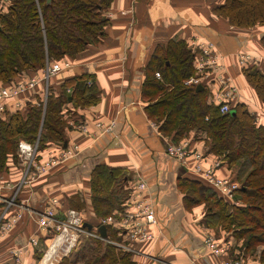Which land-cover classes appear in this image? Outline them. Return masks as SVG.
<instances>
[{"label":"trees","instance_id":"obj_1","mask_svg":"<svg viewBox=\"0 0 264 264\" xmlns=\"http://www.w3.org/2000/svg\"><path fill=\"white\" fill-rule=\"evenodd\" d=\"M113 2L0 1V87L15 86L34 75H41L48 64H74L87 58L90 50L107 36L106 26L111 22L108 13ZM216 13L235 27L264 26V0H225L216 8ZM261 42L264 45V35ZM195 58L190 39L171 38L154 47L142 84L145 110L163 136L174 142L185 139L192 144L203 142V149H194L202 151L207 158L205 164L220 161L219 170L226 167L227 175L219 173L242 184L238 190L242 203L235 205L192 173L180 177L177 182L188 207L204 205L202 222L227 246L228 258L238 257L236 254L241 251L243 257L239 258L243 264V258L249 253L254 259L256 257L253 264H264V120L258 119L249 104L239 99L231 103L229 112L222 113L215 100V83L211 81L200 88L186 85L185 80L195 74ZM239 67V73L256 90L264 105V59ZM157 72L161 77L156 76ZM96 77L90 72L51 77L46 106L43 105L44 83L30 90L20 106L16 105L20 97H11L5 102L6 108L0 113V176L5 174L8 180L21 176L22 165L17 151L22 140L34 143L39 139L40 160L64 149L70 139L69 132L80 130L77 125L86 123L85 116L77 112L78 107L94 106L101 101ZM68 88L72 91L68 92ZM33 97L40 104L35 103ZM89 183V199H83L80 193L73 194L63 200L60 210H80L85 227L88 224L92 230L99 231L105 226L110 239L131 243L120 225L123 216L135 204L133 180L126 169L98 164ZM22 189L24 196L30 190L28 186ZM4 206L0 203V215ZM109 216L114 221L103 223L102 219ZM28 218L26 213L14 230L0 241V253L12 247L16 237L23 235L21 230L29 222ZM32 226L30 234L36 233L39 239V245L32 251L37 261L46 249L41 244L47 245L56 230L32 229ZM221 232L229 233V237L221 236ZM237 241L239 248H236ZM73 255L71 264H136L135 252L91 237L81 240ZM67 259L61 264H66ZM0 264L17 263L9 254Z\"/></svg>","mask_w":264,"mask_h":264},{"label":"crops","instance_id":"obj_2","mask_svg":"<svg viewBox=\"0 0 264 264\" xmlns=\"http://www.w3.org/2000/svg\"><path fill=\"white\" fill-rule=\"evenodd\" d=\"M224 1L114 0L103 42L93 47L87 58L56 75L61 78L90 72L97 76L101 101L94 106L78 107L77 111L85 116L87 131L69 132L67 143L77 144L79 151L38 179L31 188L28 186L30 190L25 196L22 189L19 203L24 202L33 210H43L53 204L55 198L54 206L56 209L58 206L60 214L63 200L71 195L80 193L83 199H89V180L96 165L105 163L121 167L132 180L141 174L147 181L148 196L157 218V224L152 227L155 239L134 247L136 264H221V258L209 253L204 243L205 235L211 232L202 222L204 205L188 207L178 188V179L188 173L178 159L167 153V137L148 117L142 84L145 66L157 44H165L171 38H208L226 57L229 71L236 77L242 102L252 106L258 119L264 120V105L256 90L239 73L236 60L237 53L244 50L260 56V60L264 58L261 42L264 26L244 29L231 25L216 13V8ZM111 121H115L112 131L103 132L97 127L98 122L109 124ZM191 147L203 149L204 143L193 142ZM219 172L227 175L226 167ZM2 176L3 180H8V176ZM21 177L15 176L11 181L17 183ZM90 209L94 215L92 207ZM29 217L21 230L23 235L16 237L15 244L0 253V262L13 248L26 243L31 235L32 221L35 223L32 229H38L36 220ZM43 246L46 247L41 244ZM32 251L31 246L23 253L26 264L40 261H34Z\"/></svg>","mask_w":264,"mask_h":264},{"label":"built area","instance_id":"obj_3","mask_svg":"<svg viewBox=\"0 0 264 264\" xmlns=\"http://www.w3.org/2000/svg\"><path fill=\"white\" fill-rule=\"evenodd\" d=\"M0 1L7 3L10 0ZM190 43L196 54L195 74L186 79L185 84L195 86L202 84V77H206V80L207 78L215 77L216 82L220 84L215 90V100L222 113L229 112L231 103L238 98L237 96L240 91L229 71L226 57L217 50L215 43L208 38L196 36ZM237 55L242 65L260 60L259 56L245 50L239 51ZM70 66V62H67V66L65 67L59 63L54 65L48 64L43 71V76H32L20 81L15 86H11V88H0V113L6 108L5 101H3L4 98L8 96L20 97L16 102V105L20 106L22 101L27 98L28 92L36 89L41 83H44L45 86L43 105L46 106L50 78ZM156 76L161 77L160 72H157ZM91 83L89 82V84ZM71 91L72 89L68 88V92ZM32 100L35 103L37 102L34 97ZM37 104H40V102ZM70 124L75 126L74 122H70ZM152 124L157 128L155 122H152ZM114 125L115 121H111L109 124L104 122L97 123V127L103 132L112 131ZM77 127L80 130L87 131L85 124H78ZM166 139V151L169 155L178 159L183 167H186L192 174L216 189L219 194L226 198L234 199L236 192L241 188L240 183L219 173V169L221 168L220 161L206 165L207 158L201 150L191 147L190 140L185 139L180 142H174L168 138ZM38 148L39 139L34 143L26 140L20 141L17 151L22 165V177L20 181L14 183L11 180H3V176H0V203L5 204L0 215V241L14 230L15 226L24 217L25 212L29 213L36 220L39 230H56L54 237L46 245L45 252L38 264H58L65 258L64 256H68L77 248L83 236L109 242L132 252L135 251L134 243L155 239L156 235L152 231V227H150L151 224H157L155 208L151 198L148 196L149 185L141 174H137L133 179L135 188L134 208L127 212L120 221V225L128 233L131 240L129 244L114 241L108 236H103L100 231L85 227L82 212L75 208H68L58 214L59 212L54 206L57 203V199L55 198L52 199L53 204H49L43 210H33L26 203H19V195L24 186L30 187L42 175L67 161L79 151L77 144L66 145L60 152L52 153L47 158L40 160L38 159ZM12 210L14 211L13 213ZM113 221L114 218L112 216L102 219L103 223ZM204 243L209 253L221 258V264H242V261H234L228 258L229 251L227 246L213 233L208 232L205 235ZM38 245L39 239L36 233H33L28 237L26 243L13 248L10 254L17 264H26L22 258L23 253L28 251L31 246L34 248Z\"/></svg>","mask_w":264,"mask_h":264},{"label":"rangeland","instance_id":"obj_4","mask_svg":"<svg viewBox=\"0 0 264 264\" xmlns=\"http://www.w3.org/2000/svg\"><path fill=\"white\" fill-rule=\"evenodd\" d=\"M111 12V11H110ZM110 12L108 13V17L110 18ZM194 37H196V36H194ZM194 37H192L191 39H190V42L194 39ZM246 51V50H245ZM248 52H250V51H248ZM250 53H252V52H250ZM259 58H260V56H259ZM262 59H264V58H262ZM236 60H237V63H238V65L239 66H241L242 64H240V59H239V57H238V55H236ZM256 62V61H255ZM63 67H65V66H67V63H64V64H61ZM73 64L71 63V66H72ZM58 74V73H57ZM56 74V75H57ZM56 75H54V76H56ZM232 75V74H231ZM34 76H37V77H41V76H43V72L41 73V75H34ZM53 77V76H52ZM232 77H233V79H234V82L236 83V77L235 76H233L232 75ZM216 78L215 77H210V78H207V80H206V77H202V84L203 83H206L207 81H211V82H213V83H215V87H216V89L220 86V84L218 83V82H216V80H215ZM41 85V84H40ZM236 85H238L237 83H236ZM4 87H6V88H11V86H4ZM4 87L3 86H1L0 88H2V89H4ZM215 89V90H216ZM241 93L239 92V94H238V98L237 99H239L238 101H242L241 100ZM11 97L10 96H8V97H6V98H4L3 99V101H7L8 99H10ZM36 103H38V102H36ZM250 106V105H249ZM250 107H252V106H250ZM19 158V157H18ZM20 161V160H19ZM21 163V162H20ZM55 168V167H54ZM53 168V169H54ZM51 171V170H50ZM49 171V172H50ZM185 171H186V173H191L186 167H185ZM49 172H47V173H45L44 175H42L40 178H42L43 176H45V175H48L49 174ZM21 176H22V174H21ZM39 178V179H40ZM240 186L242 187V184L240 183ZM238 192L239 191H237L236 192V194H235V197H234V199H229V198H226L229 202H231L232 204H235V205H239V204H241L242 203V201H241V198H240V195L238 194ZM224 197V196H223ZM150 198V197H149ZM134 201H135V199H134ZM156 224H151L150 225V227H153V226H155ZM11 233V232H10ZM9 233V234H10ZM214 233V232H213ZM222 233V235L221 236H223V237H225V238H228L229 237V233H223V232H221ZM8 234V235H9ZM7 235V236H8ZM216 237H218L217 235H216V233L214 234ZM6 236V237H7ZM4 238V237H3ZM86 238V236H83L82 238H81V240H83V239H85ZM219 238H221V237H219ZM150 241H152V240H150ZM134 246L136 245V243H134L133 244ZM79 246V245H78ZM236 248H239L238 247V241L236 242ZM77 249V248H76ZM76 249H74L73 250V252H71L68 256H64L65 258H68L67 259V261H66V264H71V263H69V261L70 260H73L74 259V251L76 250ZM44 250H45V248H44ZM239 251V250H238ZM241 251H239V253H237L236 255L238 256V257H231V258H233L232 260H234V261H242V264H243V260H241V258H239V257H243V254H242V252L240 253ZM73 255V256H72ZM253 254H248V257L247 258H243V259H245V262H244V264H253L254 263V261L253 260H255L256 259V257H255V259H254V256H252ZM43 256V255H42ZM42 256L39 258V259H41L42 258ZM64 257H62V258H64ZM61 258V259H62ZM62 261H64L63 259L58 263V264H61L62 263Z\"/></svg>","mask_w":264,"mask_h":264},{"label":"water","instance_id":"obj_5","mask_svg":"<svg viewBox=\"0 0 264 264\" xmlns=\"http://www.w3.org/2000/svg\"><path fill=\"white\" fill-rule=\"evenodd\" d=\"M51 1H52V0H47L48 3H50ZM0 27H1V26H0ZM198 87H199V88L202 87V84H199ZM65 145H66V144H65ZM84 226H86V225H84ZM87 226H88L87 228L91 229V226H90V225L87 224ZM99 231H100V233H101L103 236H105V237L107 236V235H106V227H105V226L100 227Z\"/></svg>","mask_w":264,"mask_h":264}]
</instances>
